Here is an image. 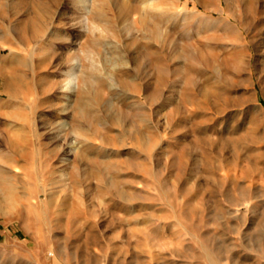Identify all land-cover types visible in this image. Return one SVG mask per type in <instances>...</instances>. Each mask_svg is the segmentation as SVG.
Segmentation results:
<instances>
[{
  "label": "rangeland",
  "instance_id": "rangeland-1",
  "mask_svg": "<svg viewBox=\"0 0 264 264\" xmlns=\"http://www.w3.org/2000/svg\"><path fill=\"white\" fill-rule=\"evenodd\" d=\"M90 1L0 0V264H264V0Z\"/></svg>",
  "mask_w": 264,
  "mask_h": 264
},
{
  "label": "bare ground",
  "instance_id": "bare-ground-1",
  "mask_svg": "<svg viewBox=\"0 0 264 264\" xmlns=\"http://www.w3.org/2000/svg\"><path fill=\"white\" fill-rule=\"evenodd\" d=\"M90 0H83V4L88 8V6H89V4H90ZM76 3V2H75ZM45 7V6H44ZM75 73H76V71H72L71 72V78H70V80L69 81H67V83H66V87L69 89L70 87H71V84H72V82H73V79H74V77H75Z\"/></svg>",
  "mask_w": 264,
  "mask_h": 264
}]
</instances>
